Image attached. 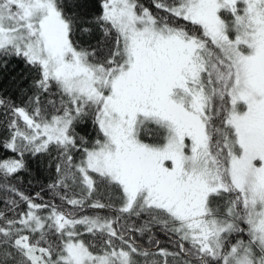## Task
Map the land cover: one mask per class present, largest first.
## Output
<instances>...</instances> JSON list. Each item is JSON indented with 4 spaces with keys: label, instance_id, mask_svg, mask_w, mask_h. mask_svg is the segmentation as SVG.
Instances as JSON below:
<instances>
[{
    "label": "snow or ice",
    "instance_id": "1",
    "mask_svg": "<svg viewBox=\"0 0 264 264\" xmlns=\"http://www.w3.org/2000/svg\"><path fill=\"white\" fill-rule=\"evenodd\" d=\"M0 264H264V0H0Z\"/></svg>",
    "mask_w": 264,
    "mask_h": 264
}]
</instances>
